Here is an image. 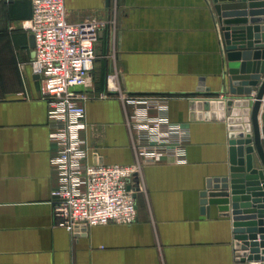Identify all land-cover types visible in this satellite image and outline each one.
<instances>
[{
    "label": "crops",
    "instance_id": "1",
    "mask_svg": "<svg viewBox=\"0 0 264 264\" xmlns=\"http://www.w3.org/2000/svg\"><path fill=\"white\" fill-rule=\"evenodd\" d=\"M70 21L106 20L86 88L90 162L137 160L135 134L109 77L134 96L166 97L165 111L190 129L187 159L144 165L138 218L81 227L60 226L52 191L48 103L34 72L35 46L26 24L30 0H0V264H261L236 255L231 213L203 207L202 192L231 173L227 119L198 117L193 101L250 97L230 92L229 60L214 0H65ZM264 78V74L262 79ZM261 79V81H262ZM226 111V110H225ZM264 147V97L259 112ZM254 166L263 168L257 151Z\"/></svg>",
    "mask_w": 264,
    "mask_h": 264
},
{
    "label": "built area",
    "instance_id": "2",
    "mask_svg": "<svg viewBox=\"0 0 264 264\" xmlns=\"http://www.w3.org/2000/svg\"><path fill=\"white\" fill-rule=\"evenodd\" d=\"M30 1L33 11L26 27L35 37L32 66L48 103L49 137L55 148L51 163L58 173L52 191L58 224L72 233L84 224H131L138 218L137 194L144 188V165L167 158L185 161L190 129L171 121L166 113H149L152 108L164 112L166 97L127 94L112 74L110 91L101 97L118 92L126 108L132 109L137 160L130 164L90 162L83 136L88 126L86 88L93 81L99 31L108 21H70L65 0Z\"/></svg>",
    "mask_w": 264,
    "mask_h": 264
},
{
    "label": "water",
    "instance_id": "3",
    "mask_svg": "<svg viewBox=\"0 0 264 264\" xmlns=\"http://www.w3.org/2000/svg\"><path fill=\"white\" fill-rule=\"evenodd\" d=\"M229 60L230 92L249 96L259 91L250 107V97H231L220 101H193L200 119L218 114L227 119L231 138V173L219 177L202 192L203 207L218 204L232 215L236 255L242 260L264 264V147L259 112L264 97V0H214ZM35 46V37L31 35ZM262 79V81H261ZM226 110V111H225ZM257 151L263 168L254 166ZM87 228L84 224L77 229Z\"/></svg>",
    "mask_w": 264,
    "mask_h": 264
}]
</instances>
